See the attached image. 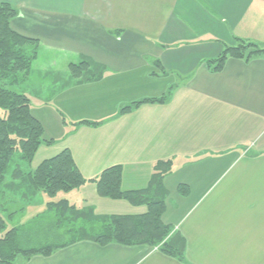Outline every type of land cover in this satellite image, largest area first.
<instances>
[{
  "label": "crops",
  "instance_id": "1",
  "mask_svg": "<svg viewBox=\"0 0 264 264\" xmlns=\"http://www.w3.org/2000/svg\"><path fill=\"white\" fill-rule=\"evenodd\" d=\"M0 3L19 11L12 28L20 35L43 42L59 29L73 61L86 57L106 69L99 82L72 81L37 104L29 96L43 139L52 142L23 169L70 150L87 182L58 201L105 217L146 207L100 197L93 180L104 170L121 166L122 190L140 191L155 165L171 160L162 221L186 242V263L145 246L76 239L15 264H264V56L229 59L217 73L207 64L238 40L264 49V0ZM169 93L165 103L121 112ZM82 121L100 124L76 126ZM8 197L29 203L17 192Z\"/></svg>",
  "mask_w": 264,
  "mask_h": 264
},
{
  "label": "trees",
  "instance_id": "2",
  "mask_svg": "<svg viewBox=\"0 0 264 264\" xmlns=\"http://www.w3.org/2000/svg\"><path fill=\"white\" fill-rule=\"evenodd\" d=\"M19 14L11 4L0 3V211L10 213L9 218L13 221L17 212L9 210L8 205L12 202L8 193L17 192L26 201H31L38 194H44L48 197L47 209L53 219L49 221L53 222L54 233L58 239H62L63 236L57 234L59 232L57 229H60L65 220L71 219L70 215H76L80 219L87 218L91 232L87 230V226L81 227L75 233L71 231L72 236L65 231L67 236L70 235V240H64L60 244L26 247L23 246V239L26 240L32 230L26 229L24 233L18 223L19 226L12 228L0 239V264H15L20 256L26 259L33 256H49L76 239H90L99 245L145 246L186 263L184 238L162 221L167 199L163 181L173 171L171 160L159 161L155 165L148 187L140 191L122 190L121 166L104 170L93 180L100 197L146 207V212L142 214L105 217L95 216L89 209L77 210L65 200L57 202L52 200L58 194L79 189L87 182L76 166L70 150H63L54 157L44 160L36 169H23V165L30 167L42 145L51 144L52 141H44V129L32 116L30 98L11 89L16 78L30 72L34 60L38 57L39 41L22 36L12 28V23ZM258 56H264V49L254 43L238 40L234 46L225 48L218 58L207 61V64L214 73H217L224 69L229 59L250 61ZM69 69L71 76L79 84L99 82L106 74L103 65L86 57L77 64H72ZM169 96L170 93L160 99L133 103L122 108L121 112L124 113L144 103H165ZM99 124L82 121L76 126ZM16 154H19L17 160ZM10 171L11 183L6 182ZM179 192L183 196L188 194L184 186L179 187ZM5 227L6 222L0 216V231H4Z\"/></svg>",
  "mask_w": 264,
  "mask_h": 264
},
{
  "label": "rangeland",
  "instance_id": "3",
  "mask_svg": "<svg viewBox=\"0 0 264 264\" xmlns=\"http://www.w3.org/2000/svg\"><path fill=\"white\" fill-rule=\"evenodd\" d=\"M58 30L59 29H56V31ZM56 31L53 33L47 32L49 40L43 42L39 41L37 44L38 57L34 60L30 72L16 78L17 80L14 81V86L11 87L15 92L25 94L28 98L30 96L34 104H37L39 99L49 98L48 96L56 90L75 81L70 74L69 68L72 64H77L78 62L76 63L73 61L74 53L69 51L64 43H60L61 37L59 32ZM18 157L19 154H16L15 159L17 160ZM40 157H42V155L39 156V159ZM36 162L37 160H35V164ZM11 171L7 175L6 182L11 181ZM64 194L65 193H63V195ZM43 195L44 194H42V196ZM13 197V200H19V196ZM47 200L48 197L44 195L41 199L35 200L32 205L30 201H28V204H21V202H17V204L9 203L8 207L10 212L15 211L17 213L12 221L9 218L10 213L0 211V216L6 222L4 231H0V238H3L5 234L15 226H19L18 223H16L18 220L24 233L26 229L32 230V235L28 236L26 240L23 239V246L26 247L60 244L64 240H70V235L68 234L69 236H67L66 232L70 233L72 236V233L77 232L81 227L85 228L87 226V230L91 232V225L87 218L80 219L76 217V215H70L71 219L65 220L60 229H57L59 230L57 234L63 236L62 239H58L56 233H54L55 228L53 227V222L49 221V219L52 221L53 219L50 211L47 209ZM52 200L58 201L59 199L56 197ZM28 207L31 211L25 213L24 211ZM90 211L94 212L93 209Z\"/></svg>",
  "mask_w": 264,
  "mask_h": 264
}]
</instances>
